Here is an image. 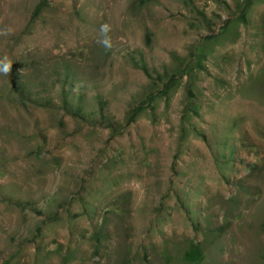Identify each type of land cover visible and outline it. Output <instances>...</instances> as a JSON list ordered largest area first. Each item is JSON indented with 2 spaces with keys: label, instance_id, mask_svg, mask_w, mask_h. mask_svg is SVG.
I'll list each match as a JSON object with an SVG mask.
<instances>
[{
  "label": "rangeland",
  "instance_id": "374dc122",
  "mask_svg": "<svg viewBox=\"0 0 264 264\" xmlns=\"http://www.w3.org/2000/svg\"><path fill=\"white\" fill-rule=\"evenodd\" d=\"M0 264H264V0H0Z\"/></svg>",
  "mask_w": 264,
  "mask_h": 264
}]
</instances>
